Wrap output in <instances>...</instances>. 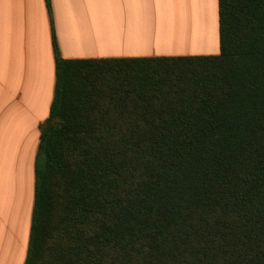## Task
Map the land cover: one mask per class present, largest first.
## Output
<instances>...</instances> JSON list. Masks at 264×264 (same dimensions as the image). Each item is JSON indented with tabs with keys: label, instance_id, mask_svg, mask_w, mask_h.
Listing matches in <instances>:
<instances>
[{
	"label": "trees",
	"instance_id": "obj_1",
	"mask_svg": "<svg viewBox=\"0 0 264 264\" xmlns=\"http://www.w3.org/2000/svg\"><path fill=\"white\" fill-rule=\"evenodd\" d=\"M219 16L218 56L65 60L54 37L26 264H264V0Z\"/></svg>",
	"mask_w": 264,
	"mask_h": 264
},
{
	"label": "crops",
	"instance_id": "obj_2",
	"mask_svg": "<svg viewBox=\"0 0 264 264\" xmlns=\"http://www.w3.org/2000/svg\"><path fill=\"white\" fill-rule=\"evenodd\" d=\"M65 60L218 56L219 0H0V264H26L41 128Z\"/></svg>",
	"mask_w": 264,
	"mask_h": 264
}]
</instances>
